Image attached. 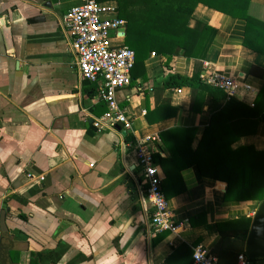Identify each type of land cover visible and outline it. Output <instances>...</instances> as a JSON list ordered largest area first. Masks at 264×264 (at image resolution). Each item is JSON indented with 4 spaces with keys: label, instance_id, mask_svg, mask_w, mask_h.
I'll list each match as a JSON object with an SVG mask.
<instances>
[{
    "label": "crops",
    "instance_id": "crops-1",
    "mask_svg": "<svg viewBox=\"0 0 264 264\" xmlns=\"http://www.w3.org/2000/svg\"><path fill=\"white\" fill-rule=\"evenodd\" d=\"M103 2L118 9L115 0ZM80 3L0 0V264H194L189 254L197 246L219 264H238L262 201H227V183L204 177L197 166L181 172L185 191L168 199L179 231L147 236L153 210L134 145L151 138L156 153L169 157L161 134L182 128L196 131L192 148L199 146L215 97L201 100L197 111L190 88L164 87L170 74L192 77L196 60L168 62L150 53L118 92L132 129L95 131L92 121L108 108L99 85L81 79L63 27ZM198 23L213 38L202 78L221 74L241 85L236 96L226 94L216 137L234 140L232 150L264 152V103L255 107L264 89V54L244 46L240 19L199 4L190 27ZM172 109L176 114L164 119Z\"/></svg>",
    "mask_w": 264,
    "mask_h": 264
},
{
    "label": "trees",
    "instance_id": "trees-1",
    "mask_svg": "<svg viewBox=\"0 0 264 264\" xmlns=\"http://www.w3.org/2000/svg\"><path fill=\"white\" fill-rule=\"evenodd\" d=\"M100 2L108 0H97ZM118 3L120 18L127 22L126 45L135 51L136 64L143 65L150 53L154 52L170 62L182 56L195 59L192 77L170 74L164 81L166 89L190 88L193 93L192 109L206 97H215L216 104L210 105L212 119L203 134L199 146L194 150V129L173 128L161 134L163 147L170 153L163 158L155 153V164L164 173L163 191L167 199L183 193L181 172L197 166L201 174L215 181L227 183L225 199L233 203L264 200V152L253 147L232 150L234 140H221L217 122L221 118L223 103L227 100L224 91L208 84L202 78L203 59L212 43V30L204 23L190 27V20L199 4L219 11L229 17L245 22L244 46L264 54V4L254 0H115ZM264 103V89L258 101ZM160 110L151 114L159 115ZM202 107L197 111H201ZM164 117H173L176 110ZM159 117L156 121H161ZM129 140V138L127 139ZM233 223V222H232ZM230 223H228L229 225ZM220 227H222L220 225ZM193 261V250L190 251ZM264 261V259H262ZM256 260H251L254 263ZM194 262V261H193Z\"/></svg>",
    "mask_w": 264,
    "mask_h": 264
},
{
    "label": "built area",
    "instance_id": "built-area-1",
    "mask_svg": "<svg viewBox=\"0 0 264 264\" xmlns=\"http://www.w3.org/2000/svg\"><path fill=\"white\" fill-rule=\"evenodd\" d=\"M63 27L72 39L71 50L81 79L99 85L98 98L108 108L103 116L92 121V125L98 132L114 131L118 126L130 131V117L118 101L119 90L132 83V71L136 64L135 51L124 43L127 22L119 17L115 6L97 0H81L80 5L65 16ZM203 79L229 97L236 96L241 89L236 79L225 75L214 74ZM244 89L246 92L252 90L249 85H244ZM134 149L147 182L149 207L153 210L147 236L153 239L166 232L175 234L181 225L175 221L163 191V178L154 160L156 147L153 140L147 138L136 142ZM28 178L34 179V176L28 174ZM37 179L41 182L45 180L43 176ZM193 261L194 264H219L217 257L202 246L194 248ZM251 263L245 254L239 255L238 264Z\"/></svg>",
    "mask_w": 264,
    "mask_h": 264
},
{
    "label": "water",
    "instance_id": "water-1",
    "mask_svg": "<svg viewBox=\"0 0 264 264\" xmlns=\"http://www.w3.org/2000/svg\"><path fill=\"white\" fill-rule=\"evenodd\" d=\"M125 32V30H122ZM97 131L96 129H93ZM126 135V131L123 132ZM158 152L162 153L161 149ZM1 226L4 229L5 219L2 216ZM246 255L251 260H262L264 259V200L261 202L258 210L255 213L252 228L249 234Z\"/></svg>",
    "mask_w": 264,
    "mask_h": 264
},
{
    "label": "clouds",
    "instance_id": "clouds-1",
    "mask_svg": "<svg viewBox=\"0 0 264 264\" xmlns=\"http://www.w3.org/2000/svg\"><path fill=\"white\" fill-rule=\"evenodd\" d=\"M100 264H106V262H104V261H101V262H100Z\"/></svg>",
    "mask_w": 264,
    "mask_h": 264
}]
</instances>
